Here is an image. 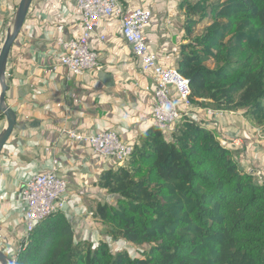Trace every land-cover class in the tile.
I'll return each instance as SVG.
<instances>
[{"label":"trees","instance_id":"trees-1","mask_svg":"<svg viewBox=\"0 0 264 264\" xmlns=\"http://www.w3.org/2000/svg\"><path fill=\"white\" fill-rule=\"evenodd\" d=\"M179 6L175 69L188 80L192 106L238 112L264 136V0ZM98 185L110 197L93 211L104 239L76 240L64 213L54 212L28 233L14 264H264V179L190 114L166 131L147 128ZM118 240L137 253L112 251L108 241Z\"/></svg>","mask_w":264,"mask_h":264},{"label":"crops","instance_id":"crops-1","mask_svg":"<svg viewBox=\"0 0 264 264\" xmlns=\"http://www.w3.org/2000/svg\"><path fill=\"white\" fill-rule=\"evenodd\" d=\"M19 1L0 0V44ZM119 4L123 13L137 8L151 11L144 31L148 49L161 67L175 68L182 44L180 0H119ZM119 23L117 17L99 22L89 42L98 66L75 76L57 64L62 43L81 30L75 1L30 4L7 60L5 101L16 123L0 151V251L13 261L25 233L21 189L33 176L53 168L66 185L62 212L74 238L92 243L104 238V227L93 211L110 197L98 178L103 170L121 163L99 157L87 142H73L63 130L85 135L111 131L132 147L142 132L156 125L150 105L154 82L119 37ZM209 111L192 106L189 114L214 130L239 166L247 172L257 170L264 178V136L238 112H220L212 118ZM4 127L5 119L0 120V132Z\"/></svg>","mask_w":264,"mask_h":264},{"label":"built area","instance_id":"built-area-1","mask_svg":"<svg viewBox=\"0 0 264 264\" xmlns=\"http://www.w3.org/2000/svg\"><path fill=\"white\" fill-rule=\"evenodd\" d=\"M74 1L80 12L81 30L78 35L62 43L63 54L57 58L58 65L75 76L96 68L98 57L89 47L92 33L101 20L117 17L120 20L119 37L129 46L132 56L140 61L142 71L149 73L154 82L150 105L155 124L168 130L180 121L182 115L189 114L192 104L188 80L175 68L161 67L156 61V55L148 49L144 31L152 17L150 10L137 8L123 13L119 0ZM99 39L103 41L104 35H100ZM173 93L177 95L178 101L174 99ZM219 113L210 110L208 114L213 118ZM63 132L73 142H87L99 157L116 159L121 164L127 160L131 151V147L111 131H100L93 135L73 130ZM251 173L257 180H262L259 171ZM65 191L66 185L57 177L55 168L33 176L24 184L20 193L21 200L26 204L23 242L38 221L62 211Z\"/></svg>","mask_w":264,"mask_h":264},{"label":"water","instance_id":"water-1","mask_svg":"<svg viewBox=\"0 0 264 264\" xmlns=\"http://www.w3.org/2000/svg\"><path fill=\"white\" fill-rule=\"evenodd\" d=\"M31 2L32 0L19 1L10 26L7 28L5 37L0 44V112L5 119V127L0 132V151L2 150L16 123V115L12 109L8 107L5 101V95L8 91V86L6 84L7 60L13 43L22 28ZM0 264H14V261L5 253L0 251Z\"/></svg>","mask_w":264,"mask_h":264},{"label":"rangeland","instance_id":"rangeland-1","mask_svg":"<svg viewBox=\"0 0 264 264\" xmlns=\"http://www.w3.org/2000/svg\"><path fill=\"white\" fill-rule=\"evenodd\" d=\"M262 179H264L263 176H262ZM97 242L98 241H95L94 244ZM108 243L112 251L126 250L131 256L137 253L133 245L126 240H118L116 242L108 241ZM143 248H146V246H143Z\"/></svg>","mask_w":264,"mask_h":264}]
</instances>
